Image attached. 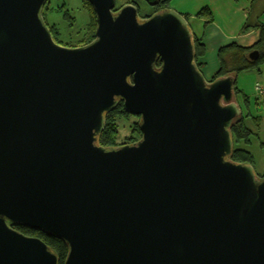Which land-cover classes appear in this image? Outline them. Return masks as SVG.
I'll return each mask as SVG.
<instances>
[{"label": "water", "instance_id": "obj_1", "mask_svg": "<svg viewBox=\"0 0 264 264\" xmlns=\"http://www.w3.org/2000/svg\"><path fill=\"white\" fill-rule=\"evenodd\" d=\"M48 1L0 0V264H58L17 226L64 264H264V178L230 160L236 77L205 79L171 9L87 0L95 38L71 48ZM120 102L142 137L102 147Z\"/></svg>", "mask_w": 264, "mask_h": 264}, {"label": "trees", "instance_id": "obj_2", "mask_svg": "<svg viewBox=\"0 0 264 264\" xmlns=\"http://www.w3.org/2000/svg\"><path fill=\"white\" fill-rule=\"evenodd\" d=\"M83 2L86 8L90 12V16H91L90 24L86 29L85 33L81 35L80 38L76 41V45H72L73 43L69 42L66 45V47L74 48V47L84 46L92 42L95 38V30H96L95 14L88 1L83 0ZM170 2L171 0H160L159 1L160 7L159 5L158 7L160 9H168L169 8L168 4ZM67 16L68 14L66 13L65 17ZM183 16L188 21L189 17L185 15ZM194 17L197 19H205L206 20L205 25L213 21L212 12L208 7L202 8L194 15ZM47 26L51 32L53 40L56 43L61 44L58 37L57 29L54 28L53 26H49L48 24ZM258 31H259L258 41L252 47L245 48L233 43L219 50L218 52L219 70L213 75V77L210 80H208L209 82H212L221 77H229V76H234L237 79V76L239 74L248 71H257L258 73L260 72L261 67L264 65V25L259 26ZM193 41L195 47V63L198 69L202 72L203 64L201 63V59L204 57L206 52L205 46L203 44V39L202 37H198L193 32ZM254 51L258 52V58L255 61L250 60L249 58V54ZM160 66L161 63L158 62L157 67ZM234 100L240 107L242 111V115L233 124L231 128V134L233 139V152L230 157V160L238 164L251 165L254 168V164H255L254 156L249 150L245 148L251 142V138L254 135L253 131L247 126V121L251 120L255 124H257L258 119L260 117L254 116L252 101L250 97L247 94H245L240 88H238L236 83L234 88ZM257 104H259L258 97L256 99V105ZM131 117L132 116L124 110L123 103L120 102L115 110L106 114L105 129L98 138V144L105 148L120 146L118 143L119 130H120L119 125L122 122L129 124V127L131 129V135L126 138V140H128L126 144L131 145L138 142L142 137V134L139 129V117L138 120L136 121L134 120L130 122ZM242 144H244L245 147H243ZM256 175L259 179L262 180L264 178V170L261 175L257 173ZM15 229L25 236L34 237L42 240L55 254V256L58 259V264H64L68 255V248L62 240L55 237L47 236L43 234L41 231L22 227V226H17L15 227Z\"/></svg>", "mask_w": 264, "mask_h": 264}, {"label": "rangeland", "instance_id": "obj_3", "mask_svg": "<svg viewBox=\"0 0 264 264\" xmlns=\"http://www.w3.org/2000/svg\"><path fill=\"white\" fill-rule=\"evenodd\" d=\"M213 1L214 0H171L168 7L179 14L185 12L193 13L200 11L203 8L201 6L205 7L206 4H210ZM131 2L132 0H116V8H120ZM137 3L142 15H151L153 13L154 9L152 8L149 10L144 2L137 1ZM66 13L68 14L67 17H65ZM43 17L46 24L57 29L58 37L62 44L59 45L65 47L69 42H72V45H76V41L85 33L91 21L90 12L84 5L83 0H49L44 7ZM202 20L203 21L200 23L190 20V27L197 29L200 25L203 26L206 20ZM262 67L261 69L264 70ZM263 80L264 75H261L260 72L258 73L257 71H248L239 74L236 79L237 87L250 97L253 113L263 118L261 123L262 128L253 135L251 142L246 147L242 144L243 147L253 154L255 159L254 170L260 175L264 170V105L260 103L256 105L257 94L255 92V85L257 83L264 84ZM131 116L130 122L138 120V117ZM119 126L118 143L119 145H124L128 142L126 138L131 135V129L127 123L122 122Z\"/></svg>", "mask_w": 264, "mask_h": 264}, {"label": "crops", "instance_id": "obj_4", "mask_svg": "<svg viewBox=\"0 0 264 264\" xmlns=\"http://www.w3.org/2000/svg\"><path fill=\"white\" fill-rule=\"evenodd\" d=\"M205 7L211 10L213 21L207 25H200L197 29H191L203 39L206 52L201 59L202 73L206 80H210L219 70L218 52L221 48L233 43L249 48L258 41V27L264 25V0H214ZM196 13L181 14L189 17L188 22L190 20L202 22V19L194 17ZM260 74L264 75V70L261 69ZM259 103L264 105V100L259 99ZM254 116L260 117L257 124L249 120L247 126L255 134L262 128L263 118L260 115Z\"/></svg>", "mask_w": 264, "mask_h": 264}, {"label": "flooded vegetation", "instance_id": "obj_5", "mask_svg": "<svg viewBox=\"0 0 264 264\" xmlns=\"http://www.w3.org/2000/svg\"><path fill=\"white\" fill-rule=\"evenodd\" d=\"M137 1H142V2H144V3L148 6L149 10L153 8V9H154L153 13H152L151 15H150V14H144V15H142V13L140 12V7L138 6ZM129 4H132V5H134V6L137 7L138 15H139V17H140L141 19L149 18V17H151L152 15H154L155 13H158V12H161V11L165 10V9H160V8H159V7H160L159 3H158L157 5H155V6H152V5H150L149 3H147V2L144 1V0H132V2L129 3ZM125 5H127V4H125ZM125 5H123V6H125ZM158 5H159V7H158ZM123 6H122V7H123ZM122 7H120V8H122ZM120 8H116V0H115V8H114L113 11H114V12H117V11H119ZM168 9H169V8H168Z\"/></svg>", "mask_w": 264, "mask_h": 264}, {"label": "built area", "instance_id": "obj_6", "mask_svg": "<svg viewBox=\"0 0 264 264\" xmlns=\"http://www.w3.org/2000/svg\"><path fill=\"white\" fill-rule=\"evenodd\" d=\"M255 92H256L257 97H258L259 99L264 100V84L257 83V84L255 85Z\"/></svg>", "mask_w": 264, "mask_h": 264}]
</instances>
